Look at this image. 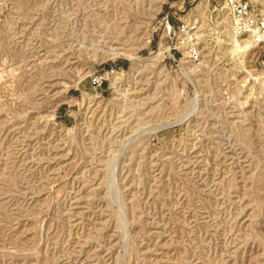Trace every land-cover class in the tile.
<instances>
[{"label": "rangeland", "instance_id": "rangeland-1", "mask_svg": "<svg viewBox=\"0 0 264 264\" xmlns=\"http://www.w3.org/2000/svg\"><path fill=\"white\" fill-rule=\"evenodd\" d=\"M249 40L224 0H0V264H264Z\"/></svg>", "mask_w": 264, "mask_h": 264}, {"label": "built area", "instance_id": "built-area-1", "mask_svg": "<svg viewBox=\"0 0 264 264\" xmlns=\"http://www.w3.org/2000/svg\"><path fill=\"white\" fill-rule=\"evenodd\" d=\"M224 2L232 17V27L238 36L247 37L255 47L264 49V12L258 13L252 0H224ZM191 58L198 61L199 54L193 51ZM124 71V68H105L90 77V86L94 91L116 86L117 80Z\"/></svg>", "mask_w": 264, "mask_h": 264}, {"label": "bare ground", "instance_id": "bare-ground-1", "mask_svg": "<svg viewBox=\"0 0 264 264\" xmlns=\"http://www.w3.org/2000/svg\"><path fill=\"white\" fill-rule=\"evenodd\" d=\"M245 43L249 44V46L251 47L250 42H245ZM251 48L254 49L255 47H251ZM237 52H243V49L239 48V50Z\"/></svg>", "mask_w": 264, "mask_h": 264}]
</instances>
